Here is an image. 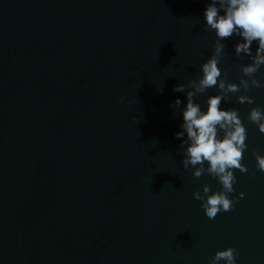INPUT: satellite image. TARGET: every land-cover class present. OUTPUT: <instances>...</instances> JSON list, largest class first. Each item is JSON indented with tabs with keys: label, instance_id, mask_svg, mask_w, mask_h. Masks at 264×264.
I'll use <instances>...</instances> for the list:
<instances>
[{
	"label": "water",
	"instance_id": "1",
	"mask_svg": "<svg viewBox=\"0 0 264 264\" xmlns=\"http://www.w3.org/2000/svg\"><path fill=\"white\" fill-rule=\"evenodd\" d=\"M209 3L0 0V264H209L228 246L264 264V173L251 175L264 134L248 119L264 108V65L243 73L240 37L221 41L218 65L239 87L220 107L247 129L231 211L206 217L193 193L220 185L184 167L175 136L214 54ZM223 94L218 81L192 99L206 110Z\"/></svg>",
	"mask_w": 264,
	"mask_h": 264
},
{
	"label": "clouds",
	"instance_id": "2",
	"mask_svg": "<svg viewBox=\"0 0 264 264\" xmlns=\"http://www.w3.org/2000/svg\"><path fill=\"white\" fill-rule=\"evenodd\" d=\"M203 18L207 29L215 31L217 40L213 56L201 66L203 75L194 85L195 92L203 93L206 89L216 86L219 81V88L224 94L209 97L207 109L203 110L192 99L195 92H189L188 102L182 114V130L176 132L175 136L177 139L187 136V140L181 144L182 148L187 144L184 151V167L192 166L195 169L193 176L196 178L206 171L220 185L219 190L213 191L211 185L204 184L202 191L193 193L194 199L201 202L206 217L215 219L218 213L231 211L245 195L243 192H240L238 197L230 195L235 192V171L249 173L248 166L242 163L244 153L248 150L247 129L239 117L238 110L220 107L228 92L239 91L237 85L229 84L226 87L224 80L219 79L222 70L218 65L224 49L221 41L233 36L240 37L242 42L236 45V53L246 54L252 59V63L242 69L245 75L255 73L264 65V0H211L203 11ZM253 43L256 44L254 55ZM252 83L260 86L256 80ZM241 84L245 89L248 88L247 81L242 80ZM174 91H184V85H177ZM120 99L123 102L126 97ZM240 101L254 102L249 97H241ZM175 104H181L179 98ZM132 119L139 122L136 116ZM248 119L264 134V108H253ZM252 155L255 157L256 167L251 175L255 176L256 171L264 173V154L255 149ZM239 255L237 248L228 246L217 250L211 256L209 264H238Z\"/></svg>",
	"mask_w": 264,
	"mask_h": 264
}]
</instances>
